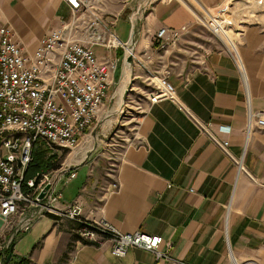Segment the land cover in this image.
I'll use <instances>...</instances> for the list:
<instances>
[{
	"label": "crops",
	"instance_id": "crops-1",
	"mask_svg": "<svg viewBox=\"0 0 264 264\" xmlns=\"http://www.w3.org/2000/svg\"><path fill=\"white\" fill-rule=\"evenodd\" d=\"M228 1L102 0L95 10L122 45L94 46L117 68L94 126L67 158L76 177L59 184L62 203L77 200L88 220L122 233L162 236L168 258L139 247L115 256L108 236L83 237L76 221L47 215L15 238L10 264H264V128L255 123L264 118V14L241 18L234 44L229 34L230 46L220 44L205 23ZM70 16L66 0H0V24L28 51ZM162 27L179 32L165 48ZM161 77L176 99L151 103ZM132 102L142 114L113 168L101 136Z\"/></svg>",
	"mask_w": 264,
	"mask_h": 264
},
{
	"label": "built area",
	"instance_id": "built-area-1",
	"mask_svg": "<svg viewBox=\"0 0 264 264\" xmlns=\"http://www.w3.org/2000/svg\"><path fill=\"white\" fill-rule=\"evenodd\" d=\"M101 1L66 0L70 18L47 32L32 51L14 41L9 28L0 24V264H10L8 252L15 238L47 215L78 222L83 237L108 236L115 256L123 257L128 248L139 247L152 252L157 260L168 258L160 249L162 236L122 233L106 220H88L79 201L62 203L59 184L67 185L76 177L75 164L67 158L94 126L117 68V61L99 58L94 46L122 45L95 12ZM229 3L205 23L214 34L222 30L219 18L228 11ZM156 36L165 48L179 38V32L162 27ZM147 97L151 103L174 100L175 87L161 77ZM255 123L264 128L263 117L257 116ZM251 125L249 118L248 130ZM39 143L50 151L48 157L67 152L66 157L56 168L47 163L46 168L38 169L35 154ZM31 168L36 171L34 176H28ZM119 189V181L111 183L110 192Z\"/></svg>",
	"mask_w": 264,
	"mask_h": 264
},
{
	"label": "rangeland",
	"instance_id": "rangeland-1",
	"mask_svg": "<svg viewBox=\"0 0 264 264\" xmlns=\"http://www.w3.org/2000/svg\"><path fill=\"white\" fill-rule=\"evenodd\" d=\"M259 14H264V0H230L228 11L219 18L221 21L220 25H223L222 30L218 34H214L212 31L209 32L217 38L220 44L226 45L229 44L226 43L224 38L229 34L231 36L230 42L233 45L235 37H237V30L234 29V24L236 23L235 26L241 27L243 24L240 21L241 18L244 16L245 18L256 17ZM141 15H143V12H141ZM130 104L133 107L123 110L117 124L110 128L104 137L101 136L104 143L107 144L106 146H108L105 148L107 153L104 159L113 168L117 166L123 150L134 140V133L137 129L139 117L142 114L139 111H134L135 104L133 102ZM36 150L39 152L38 161L43 164L38 169L46 168L47 163L53 164V167L56 168L58 162L64 159L67 154V152H63L61 155L57 153L55 156L48 157L50 151L42 146L40 147V143L36 146ZM35 172V169L31 168L28 176H34Z\"/></svg>",
	"mask_w": 264,
	"mask_h": 264
},
{
	"label": "trees",
	"instance_id": "trees-1",
	"mask_svg": "<svg viewBox=\"0 0 264 264\" xmlns=\"http://www.w3.org/2000/svg\"><path fill=\"white\" fill-rule=\"evenodd\" d=\"M38 156H39V152L38 150L36 151V154H35V160L38 162V166H42V162L41 161H38ZM78 223V222H77ZM79 224V223H78ZM80 225V224H79Z\"/></svg>",
	"mask_w": 264,
	"mask_h": 264
},
{
	"label": "water",
	"instance_id": "water-1",
	"mask_svg": "<svg viewBox=\"0 0 264 264\" xmlns=\"http://www.w3.org/2000/svg\"><path fill=\"white\" fill-rule=\"evenodd\" d=\"M130 59H131V58H130ZM47 188H49V186H47L46 189H47ZM40 196L43 197V196H44V193H41ZM9 258H10V256H9Z\"/></svg>",
	"mask_w": 264,
	"mask_h": 264
}]
</instances>
